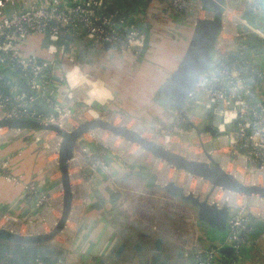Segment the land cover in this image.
<instances>
[{
    "label": "built area",
    "instance_id": "2783aa9c",
    "mask_svg": "<svg viewBox=\"0 0 264 264\" xmlns=\"http://www.w3.org/2000/svg\"><path fill=\"white\" fill-rule=\"evenodd\" d=\"M131 1L44 0L38 3L31 0L24 4L23 0H0V118H28L72 128L84 120L98 119L104 112H109L95 107L96 101L112 100V93L106 88L99 87L96 96L78 94L80 79L85 78L93 83L98 80L88 78L85 73L78 71L79 63L68 62L71 54L69 44L72 46L78 40H84L92 47H106L110 55L121 58L140 54L146 44V28L144 19L131 13ZM156 1L173 17V25L166 33L168 38L178 34L175 27H185L188 16L192 26L189 32L186 29V35L188 33L190 36L195 20L204 12L200 0ZM249 9L263 10V0H236L234 3L225 0L221 27L209 66L198 79L182 112L174 111L173 122L166 127L159 125V133H155L169 139L177 137L181 142L198 141L202 151L204 143L206 147L209 144V153L214 158L219 156L216 160L226 171L240 174L239 178L247 184L264 185V68L259 67L254 59L255 48L246 46L239 39L246 32L264 41V30L246 17L245 13ZM65 36L70 37L67 44ZM35 39L39 40V46L31 50ZM43 48L47 55L42 54ZM17 76L34 95H27L18 88L14 80ZM58 87L65 91V100L55 97ZM37 97L44 99L53 112L41 110L35 103ZM216 105L220 107L217 112L220 120L215 126L218 135L213 137L202 131L198 134V129L202 130L210 123ZM107 114V120L110 116L120 121L135 120L114 112ZM107 132L93 129L83 133L73 151L69 163L73 193L70 217H73L74 208H77L75 221L80 219L79 214L92 197V189L98 179L108 172L109 161L104 155L105 150L95 146L96 141L104 138L115 141L121 138ZM49 134L52 131L2 127L0 141L20 137L40 143L47 140L51 144ZM59 144L60 138L55 148L54 144L48 148L54 156L46 163L42 188L35 180L23 181L21 173L12 174L9 161L0 159V176L17 184L22 182L25 200L30 202L31 208L41 209L42 213L51 201L49 178L53 172L55 175L59 172ZM155 165L168 168L171 175L167 177L176 174L171 181L182 186L186 193L207 198L208 202L218 207L227 206L229 210L224 240L213 242L202 250L195 248L185 264H212L213 257L221 254L220 249L224 246L232 248V264H240L246 248L251 246L250 234L254 230V222L264 221V198L246 196L220 186L213 187L207 180L176 169L160 159H157ZM166 183L167 180L163 181L162 186ZM58 202L61 206V201ZM120 207L123 209L125 204ZM12 217L10 214H1L0 222L14 221ZM16 222L22 226L32 224L31 221ZM65 262V258H62L52 264ZM38 264L46 263L39 261Z\"/></svg>",
    "mask_w": 264,
    "mask_h": 264
},
{
    "label": "crops",
    "instance_id": "0c3cea01",
    "mask_svg": "<svg viewBox=\"0 0 264 264\" xmlns=\"http://www.w3.org/2000/svg\"><path fill=\"white\" fill-rule=\"evenodd\" d=\"M30 1L31 0H23V3L25 2L24 4H28ZM34 1L43 3L44 0ZM155 1L156 0H133L129 6L133 15H137L144 19L146 28L145 48L137 56L125 55L121 58L120 56L110 55V51L104 47H92L84 40H78V42L74 43L72 46L69 44L71 54L68 56V62L79 63L80 67L78 71L80 70L85 73L88 78L97 79L98 82L95 83L106 88L110 92L112 91L115 93L116 90V94L120 95L119 97L121 99L126 97L129 98L134 104V111L129 107L127 108L128 111H130V113H138V118L145 119L146 121L149 119V114L162 118L167 111H169L171 115L174 112L173 109L169 110L171 107L168 99L162 94L161 89L167 76L176 67L182 52L186 49L189 37L188 33L186 35V29L189 32V28L192 26L190 16H188L185 27H175L178 34L173 36V39H169L166 33L173 25L172 14L163 9L160 2L157 3ZM246 14L259 28L264 30V9L260 11L249 9ZM37 46H39V40L35 39L30 49L33 50V48ZM154 48L156 49L155 52L153 51ZM160 51L163 53L165 52L166 55L169 54L174 61L171 67H165L163 70L164 72L160 73L162 80L156 91L162 98L160 101L158 100L161 102L157 106L158 109H155L156 104L154 103L150 106L149 103L152 101L150 96L157 93L152 88L147 73L143 70V66L146 62L154 61L151 55H155L156 58H159L158 52ZM42 54L47 55L45 48H43ZM260 65L264 67L263 59L260 60ZM116 69L117 71L115 72ZM71 71H73V69ZM14 80L18 88L23 91L21 88L23 82L20 81L18 76L15 77ZM80 82H83V80L80 79ZM64 93L65 91L58 87L55 92V97L65 100L66 97ZM87 93L96 96V91L93 93L90 92L89 87L86 85L81 86L78 90L80 96H85ZM116 100L117 99L113 97L112 100L105 99L104 102L96 101L95 104L97 105H95V107L100 110L108 111L112 109L116 112L118 111L117 109H119L114 104ZM43 154L41 144L32 142L29 139L13 137L7 141H0V159L9 161L10 172H12V174L21 173L23 175V181L25 182L35 180L41 188L45 182L44 175L46 167ZM144 174L145 173L140 171H136L135 174L134 171L125 168L110 166L106 176L98 179L93 187V195L85 204L84 213L77 221L76 237L72 240V244L70 245L71 249L69 255H66L67 261L65 264H139V262H150L153 257L160 261L166 260V264H185L189 261L192 254L189 249L185 250L187 252L178 251L175 254L172 244H169L167 247L163 246L165 243L164 240L157 235L154 229L143 224L145 222L144 219H135V217H131L126 210L118 208L121 206H119L121 200H125L124 195H126L124 192L126 190L123 188L122 184L126 185L131 181V178L134 179L135 175L145 180L147 176ZM55 179L56 176L53 172L51 174V179L49 178V182L51 180L53 182ZM145 181L144 183L152 187L149 185L148 179ZM144 183L139 185H144ZM138 188H143V186ZM112 191H117L119 193L117 199L114 201L111 200ZM166 195L168 194L166 193ZM171 197L172 196H170V198ZM174 198L175 197H172L171 199ZM128 204H130L129 200ZM31 207L30 202L25 200V191L22 182L17 184L0 176V215L10 214L13 216L12 219H15L14 221H31L32 223L37 222L38 224L41 222L40 219L43 217V214H46L48 207H45L43 213L41 209ZM114 208L115 211L111 212ZM75 220L76 219L71 218V221ZM203 226L204 224H200L197 227L202 231ZM258 230L260 231L258 228L253 230L251 236L252 243L251 246L246 248L245 256L247 252L255 248L256 239L263 237ZM203 233L201 232L198 238V247L200 250L211 244L209 240L206 239V234ZM59 235L62 234L60 233ZM64 235L65 234L62 236ZM158 238L162 240L159 248L155 246V242ZM196 242L197 240L195 243ZM122 244H124L123 250L116 255L118 248ZM136 245L143 250L136 249ZM131 247H134L138 251L131 252ZM254 261L255 258L252 259L251 262L253 263Z\"/></svg>",
    "mask_w": 264,
    "mask_h": 264
},
{
    "label": "water",
    "instance_id": "95a60500",
    "mask_svg": "<svg viewBox=\"0 0 264 264\" xmlns=\"http://www.w3.org/2000/svg\"><path fill=\"white\" fill-rule=\"evenodd\" d=\"M200 2L206 14L203 18L200 17L195 20L186 49L180 57L176 67L167 76L161 89L162 94L168 99L170 107L179 113L182 112V107L194 90L198 79L209 66L213 54L212 50L221 27V14L224 9L225 0H200ZM245 15L248 17L246 13ZM65 37L67 39L65 43L67 44L70 37ZM239 39L246 46L255 48L256 53L264 55V41H262L260 37L243 32ZM104 48L107 49L106 47ZM245 50L248 51V47H246ZM21 88L27 95H34L27 84L23 83ZM35 103L44 112H53L51 107H49L41 97H37ZM219 109V105H216L214 111L211 113L210 123L202 130L198 129V134L202 131L210 133L213 137L218 135L215 126L220 120V115L217 113ZM2 127L31 131L45 130L57 134L60 138L57 167L60 173L59 179L62 197L60 218L53 225L51 231L39 232L36 234H21L5 226H0V241L38 244L54 240V238L64 230L70 218L73 198L69 163L80 136L93 129H102L113 135L122 137L130 143H135L147 153L152 154L155 158L164 161L166 164L176 169L183 170L193 176L201 177L207 180L213 187L220 186L234 192L242 193L246 196L264 198V185L247 184L243 182L234 174L226 171L220 162L209 152H207L206 159L204 160L189 158L182 153L173 151L157 143L155 140L145 138L136 130L127 128L124 125H115L107 119L98 118L84 120L75 127L65 128L59 125L45 124L28 118H0V128ZM205 150L203 146V151ZM162 188L168 195L179 198L196 209L198 221L200 224H204L206 239L209 240L210 243L224 240L227 234V222L229 218L227 206L218 207L217 204L208 202L207 198H201L190 192L186 193L182 186L172 181L166 183ZM118 195L119 193L117 191H112L111 200L114 201L117 199ZM115 208L111 210V212L115 211ZM161 242L162 240L158 238L155 242V246L159 248ZM123 248L124 244L120 245L116 255H118ZM135 248L139 249L137 245ZM220 253L224 257H231L232 248L224 246L220 249ZM222 258L219 259L220 264H228L227 260ZM139 263L166 264V260L160 261L153 257L152 262L145 261Z\"/></svg>",
    "mask_w": 264,
    "mask_h": 264
},
{
    "label": "rangeland",
    "instance_id": "374dc122",
    "mask_svg": "<svg viewBox=\"0 0 264 264\" xmlns=\"http://www.w3.org/2000/svg\"><path fill=\"white\" fill-rule=\"evenodd\" d=\"M228 1L230 3L235 2V0H228ZM204 13L205 12H203V14L201 15L202 18L205 15ZM169 39H173V37H170ZM155 48L153 49L154 52L156 51ZM183 52H182V55H183ZM151 56L153 57L154 61L146 62L145 65L143 66V70L145 73H147L149 82L151 83L152 88L156 91L160 81L162 80L160 73L164 72L163 70L165 69V67L167 68L171 67L174 60L170 57L169 54L166 55L165 52L163 53L161 51L158 52L159 58L158 57L156 58L155 55H151ZM254 59L257 60V63L260 67V60L264 59V55L255 53ZM116 71L117 69L115 70V72ZM111 93H112V96L117 99L114 102V104L119 109H117L118 111L116 112L110 109V111L107 113L110 114V112H114L125 118L133 117L135 120L127 119V121L130 122L129 124L130 125H134V123L140 124L144 129L142 133L144 135L147 134L149 139H154L157 141L156 138H153L154 137L153 135L158 136L157 135L159 133L158 126L162 125L166 127L173 122V114L171 115L169 111H167L166 114L162 118L160 117L158 118L157 116H154L152 114H149V119H147L148 121L142 118H138L137 116L138 113H130V111H128L127 109L128 107L131 110H133L134 108V104L132 103L131 100H129V98L126 97V98L121 99L119 97L120 95L116 94V90H115V93L112 91ZM161 98H162L161 95L158 93L151 95L150 99H152V101L149 103V105L151 106L152 104L155 103L156 104L155 109H158L157 106L161 103L159 102ZM171 109L172 108H170L169 110ZM107 113L104 112V115H102L101 118L107 119L108 117ZM121 122L122 120L120 121V119H118L115 125L121 124ZM128 125L124 124L125 127L131 128L130 125L129 126ZM148 128H151L154 132ZM107 133L109 134V132ZM49 135H50L49 137L50 143L52 142L51 144H48L47 140H42L41 143L35 140L32 141V142L41 144L42 150L44 153L43 156H44L46 163L48 159L54 156L53 153H51L48 148L52 144H54L53 145L54 147L55 141H56L55 139L56 137L53 138L54 136H56L54 132H52V134H49ZM171 140H176L179 143L181 141V139L177 137H173V139ZM96 142L97 143H95L96 144L95 146L103 147L105 150L104 155L107 158V161H109L108 169L110 166H114V167L117 166V168L121 167L127 170L134 171L135 174H136V171H140L146 174L147 176L146 179L149 180V183L152 182L151 184H149L152 187H149L146 183H144L146 179L143 180L142 177H138L135 175L134 179L131 178V181H129L126 185L122 184L123 188L126 190L124 191L126 195H124L125 200H121L120 202L121 204H119V206L120 205L122 206L126 203L123 209L126 210L130 214L131 217H135V219L137 218L138 219L142 218L141 220L144 219L145 222L143 224H145V226H148L149 228L151 227L152 229H154V231L157 232V235L160 236V238L164 240L165 243L163 244V246L167 247L169 246V244H172L175 254L178 251L184 252L185 250L189 249L191 252H193L195 248L200 249L198 247V241H199L198 238H199V235H201V232L205 233V228L203 226V230L200 231L201 229L199 230V228L197 227L200 225V223L196 215V209L192 205L188 204L187 202L181 199H175V198L171 199L172 197L170 198V195L169 196L166 195V192L162 190V187H161L163 185L162 181H164L165 179L169 182L173 180V177L172 176L167 177V174H166L165 178H159L161 176V173L165 171L162 170L163 169L162 165H160V167H157L155 165L156 164L155 161H157V158H155L152 154L147 153L146 151H145L146 153L141 151L140 146L135 143H131L132 146L128 147L126 140L122 137L115 141L113 139L104 138L103 140L101 141L99 140ZM197 142H191V143L185 142V143L189 144L190 147L188 149H190V151L194 149L196 152H199L200 150L202 152V148L199 147V144H197ZM204 147L207 148L206 146ZM55 176L57 178L53 182H52L53 179L50 182H48L49 183L48 189L50 191L51 201L49 204H46V207H48L46 214L41 218L40 220L41 222H39L38 224L37 222L36 223L33 222L34 224L32 223L31 227H29L30 224L29 226L25 224L22 228V225L19 224V229L21 230L20 232L21 234H27V233L36 234L39 232L40 233L49 232L51 231L53 227V226L51 227L50 224L56 223L55 220L57 221L60 218L61 212L58 209L59 202H57V201H61V197H62V189L59 188L60 184L58 186V182H57L58 179L60 178V173L58 172ZM141 183L142 184L144 183V185H139ZM140 186H143V188H138ZM50 188H52V190H50ZM92 192H94V189H92ZM128 200L130 201V204H128ZM76 203L78 204V202ZM118 208L120 209L122 207H118ZM83 213H84V210L82 213H80L81 215L79 214V216H82ZM10 222H13V220H11ZM68 222L69 223L66 224L63 232L61 233L62 235L65 234L64 236L58 234L57 237L54 238V240L46 242L47 244H51L53 246H56L62 249L64 253L62 258H65L66 261H67L66 255L67 256L69 255V252L71 249L70 245L72 244V240L76 237V233H77V221L69 220ZM15 223L18 224V222L16 221ZM0 226H5V227H8L9 229H13L12 228L13 224H8V221L4 223L0 222ZM30 230L31 232H29ZM16 231H19V230H16ZM261 235L263 236V233ZM196 240L197 242L195 243ZM256 240H257L256 244L254 245L255 248H252L249 252H247L246 256L244 255L243 259L240 261V264H263L264 262V237L262 238L260 237L259 239L257 238ZM139 249L143 250L140 247ZM137 251L138 250H136L134 247H131V252H137ZM253 257L256 260L252 263L251 261L252 259H254ZM221 258L222 259L225 258L228 264H232L230 256L224 257L221 254H217L213 257L212 264H220L219 259Z\"/></svg>",
    "mask_w": 264,
    "mask_h": 264
},
{
    "label": "trees",
    "instance_id": "16d2710c",
    "mask_svg": "<svg viewBox=\"0 0 264 264\" xmlns=\"http://www.w3.org/2000/svg\"><path fill=\"white\" fill-rule=\"evenodd\" d=\"M257 228L260 229L258 232L264 233V222L256 220L254 222V229ZM252 234L253 231L250 234V238ZM63 254L62 249L46 242L21 244L0 241V264H38V261L52 264L61 259Z\"/></svg>",
    "mask_w": 264,
    "mask_h": 264
},
{
    "label": "bare ground",
    "instance_id": "6f19581e",
    "mask_svg": "<svg viewBox=\"0 0 264 264\" xmlns=\"http://www.w3.org/2000/svg\"><path fill=\"white\" fill-rule=\"evenodd\" d=\"M204 14H206V13H204ZM83 80V82H81V84H80V87L81 86H83V85H86V86H88L89 87V89H90V92H95V91H97V90H99L100 88L99 87H102V86H100V85H98L97 83H93V81H88V80H85V79H82ZM109 119H110V122H113V123H115L116 124V122H117V120H118V118L117 117H115V116H110L109 117ZM130 122L129 121H127V120H122V122H121V124H125V125H128ZM130 125V124H129ZM128 125V126H129ZM66 126H67V124H66ZM130 129H133V130H136L137 132H139L142 136H144L145 138H148L149 139V137L147 136V134L146 135H144L142 132L144 131V129H143V127L140 125V124H138V123H134V125H130ZM154 137L153 138H156L157 139V143H159V144H161V145H163V146H166V147H168L169 149H171V150H173V151H176V152H179V153H182V154H184L185 156H187V157H189V158H196V159H200V160H204V159H206V154H207V152H211V146L208 144L207 145V149L205 150V151H202L201 152V150L199 151V152H196L194 149L192 150V151H190V149H188L190 146H189V144H187V143H185V142H181L180 141V143L178 142V141H176V140H171V139H169V138H163V137H159V136H156V135H153ZM56 137V138H55ZM53 138H55L56 139V141H55V146H54V148L56 147V145H57V142H58V140H59V138L57 137V135L56 136H54ZM152 140H154V139H152ZM127 142V141H126ZM195 145V144H194ZM127 146L128 147H131L132 146V144L131 143H129V142H127ZM126 146V147H127ZM196 146V145H195ZM192 149V148H191ZM198 149V148H197ZM141 151H143L144 153H146L144 150H142V149H140ZM218 155H216V157H215V159H218ZM54 161H55V158H54ZM158 161H159V159H158ZM155 163H156V161H155ZM163 170L165 171V172H163L162 174H161V178H165V176H166V174L167 175H169V173H170V170L168 169V168H166V167H163ZM176 174H172V177H174ZM74 175H72V177H73ZM235 176H237L238 178L239 177H241V175L240 174H236ZM239 179H241L242 180V178H239ZM60 179H58V186H59V184H60ZM164 181H165V179H164ZM59 188H61V186L59 187ZM79 209H80V206H77ZM58 209H59V211L61 210V206L59 205V207H58ZM76 210H77V208H74V214H73V217H70V219L69 220H71V218H73V219H76L77 218V213H76ZM11 221V220H10ZM10 221H8V224H13V226H12V228H13V230H19V232H21V230L19 229V224L20 223H15V221H13V222H10ZM55 222H56V220H55ZM55 223H52V224H50V226L52 227L53 225H54ZM29 226V225H28ZM29 227H31V226H29ZM6 228H8V227H6ZM11 228V227H10ZM9 229V228H8ZM38 229H39V227H38ZM18 232V231H17ZM29 232H31V230L29 231Z\"/></svg>",
    "mask_w": 264,
    "mask_h": 264
}]
</instances>
